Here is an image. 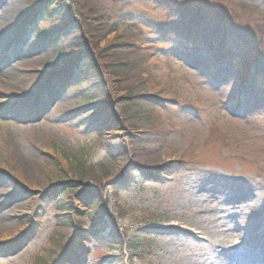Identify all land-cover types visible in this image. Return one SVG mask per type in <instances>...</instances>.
Masks as SVG:
<instances>
[{"label":"rangeland","instance_id":"374dc122","mask_svg":"<svg viewBox=\"0 0 264 264\" xmlns=\"http://www.w3.org/2000/svg\"><path fill=\"white\" fill-rule=\"evenodd\" d=\"M44 1L27 26L38 0H0V264H264V89L204 45L147 30L167 19L137 2L140 35L125 42L149 54L133 71L142 81L131 99L106 79L111 100L86 104L89 90L56 66L63 42L46 38ZM178 1L264 29V2ZM57 4L87 22L79 0ZM80 176L77 190L96 195L74 197L69 213Z\"/></svg>","mask_w":264,"mask_h":264},{"label":"trees","instance_id":"16d2710c","mask_svg":"<svg viewBox=\"0 0 264 264\" xmlns=\"http://www.w3.org/2000/svg\"><path fill=\"white\" fill-rule=\"evenodd\" d=\"M38 1V5L24 17V24L27 26L37 22L40 14L45 11V1ZM57 1L53 0L51 6L47 8L45 22L47 27L43 26L42 28L47 34V40L61 39L63 42L64 53L56 66L66 69L67 72H73V75L67 74L69 78L78 85L84 84L89 90L90 95L85 101L86 104L90 102L100 107L102 102L111 100L110 94L106 90V79H110V82L114 83L121 93L126 94L125 98L131 99L133 85L142 81V76L139 74L133 77L135 75L133 71L137 66L145 64L149 54H145L138 43L130 44L137 48V51H131L126 46L129 45L126 42L131 40L136 42V37L140 35V32L138 34V30H140L138 16L130 10L132 4L137 2L145 4L153 11L163 13L167 19L162 25L147 26V30L152 31L153 28H157V34L174 35L188 46L204 45L213 52L217 63L225 62L235 65L240 79L248 77L245 82L247 87H256L260 91L264 89L263 86L255 83L264 81V29L262 26H257L248 32L239 28L236 18L231 15L225 13L217 18H211L202 14L200 10H193L178 0H113V4L109 7L104 6L102 0H79L81 7L84 4V7L88 9L86 13L88 18L85 24L77 22L76 25H73L75 20L71 18L69 9L60 7ZM235 1H242L250 6L254 5L255 8L264 2V0H258L262 2L257 5L256 0ZM121 30L125 31L128 38L119 37L121 41L119 47L114 49L110 46L98 47V43L103 40V37L117 34ZM70 48L72 51L80 50L83 53L74 56L73 52L71 54L68 52ZM133 58L134 63L131 62ZM121 84L125 87L121 88ZM95 85H99L100 89L95 90ZM81 169L84 170V165L81 166ZM161 170L165 171L163 168ZM81 180L82 176L78 178V181L73 182V185H71L72 182L70 183V187L66 191L68 199L66 197L65 200H62V204L69 213L76 210L74 197L82 200L85 199L83 193L96 195V192L91 191L92 187H96L94 184L89 183V189L84 190L83 193L77 190L76 184L80 186ZM98 196L100 197V195ZM94 230L95 227L92 231Z\"/></svg>","mask_w":264,"mask_h":264},{"label":"bare ground","instance_id":"6f19581e","mask_svg":"<svg viewBox=\"0 0 264 264\" xmlns=\"http://www.w3.org/2000/svg\"><path fill=\"white\" fill-rule=\"evenodd\" d=\"M3 125H5L4 127H6V125L7 124H3ZM232 230V228L231 229H228L227 231H231ZM234 234H236V233H234V232H231L230 234H227L228 236H232V235H234ZM222 248H225L224 246L222 247ZM221 255V257H226V256H229V255H233V253H232V251L231 250H222L221 251V253H220Z\"/></svg>","mask_w":264,"mask_h":264}]
</instances>
